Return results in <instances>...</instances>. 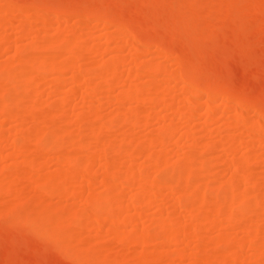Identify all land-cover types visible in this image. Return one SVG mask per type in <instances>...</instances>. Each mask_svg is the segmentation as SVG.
I'll use <instances>...</instances> for the list:
<instances>
[{
	"label": "rangeland",
	"instance_id": "374dc122",
	"mask_svg": "<svg viewBox=\"0 0 264 264\" xmlns=\"http://www.w3.org/2000/svg\"><path fill=\"white\" fill-rule=\"evenodd\" d=\"M29 1L0 0V132L4 134L0 141V264H137L140 257L146 258L147 264H208L198 258L203 250L198 251L201 245L191 236L196 222L187 220L191 214L179 202L178 191L171 193L167 185L162 189L150 186L154 191L151 204L130 206L136 186H126L116 176L113 177L116 185L107 184L110 179L109 176L106 180L107 173L104 175L106 166L110 171L105 166L107 160H113L122 171L139 172L147 165L145 157L139 154L141 149L159 153L158 170L150 168L143 179L175 181L180 176L181 187L189 184L199 189L189 206L200 205L203 199L218 201L236 214V222L228 223L206 204L201 205L203 209L198 215L206 216L208 222L214 220L212 226L204 225L208 242L203 249L212 258L227 255L231 247L241 244L247 230L264 231V216L257 214L264 213V135L256 139L240 128L242 121L254 118L253 107H248L246 114L237 119L232 106L235 102L223 110L220 100L214 99L212 103L218 109L209 117L204 96L198 95L192 101L179 88L180 82L168 88L172 83L165 80L166 73L175 77L185 64L200 80L263 104L264 0H240L237 3H242L243 12L240 7L234 12L237 3L227 7L224 0L36 1L40 7L29 6ZM105 3L112 19L104 21L110 23L107 28L102 26L101 18H89L86 23L72 15L88 6L84 8L89 9L86 16H100L95 6L98 4L102 9L107 6H103ZM18 4H26L28 11H19ZM64 10L71 11L69 17L63 15ZM116 22L134 30L138 41L118 33ZM57 30L64 33L60 40L63 41L57 43L62 45L52 50L56 60L70 57L65 44L83 36L78 41L89 51L88 56L74 59L82 83L99 85L94 72L115 59L120 61L121 78L117 84L99 88L90 95L84 85L75 87L71 72L47 69L25 72L26 63L16 61L14 51L32 53V61L37 62L46 51L41 44L52 39ZM135 42L146 43L149 48L141 51ZM147 63L160 65L165 71L155 72L154 80L152 75H144L141 64ZM18 78L22 80L14 84ZM153 82L157 95L164 92L172 100L171 110L159 103L149 104L147 91L140 101L123 99L133 89ZM63 101L67 103L60 112ZM9 105L12 112L23 108L27 114L18 119L11 116L14 113L1 111ZM131 114L137 115V121L127 124L123 118ZM24 133L32 136L29 157L23 150L10 147V142L19 140ZM158 134L165 135L164 145L152 143L150 137ZM55 135L62 147L44 146L42 141L52 142L49 140ZM94 135L100 138L97 146L104 145L106 152L94 153L93 169L84 170L81 162L90 151L85 144ZM39 138L43 145L37 143ZM63 155L79 165L61 164ZM247 155V164L258 175L256 184L242 180L243 172L233 164ZM188 156L194 157L185 159ZM32 158L40 168L33 165ZM184 166L186 170L180 169ZM162 167L166 170L165 177L160 171ZM14 169L24 172L16 173ZM65 178H71L70 182ZM44 179L53 188L63 184L80 195H45L38 187ZM247 190L252 193L236 209L235 192ZM102 196L114 201L121 216L136 215L135 221L120 223L103 211L99 219L93 218L90 214L94 209L88 198ZM45 212L50 219L44 218ZM178 221H182L177 228L183 238L181 243L164 242L152 231L156 223ZM146 229L149 230L145 232ZM121 232L137 233L143 241L138 244L117 241L115 234ZM220 237L224 242L215 245L213 241ZM256 244L262 251L260 258L252 242L245 241L240 246L239 258L218 264H256L257 260L258 264H264V233L258 234Z\"/></svg>",
	"mask_w": 264,
	"mask_h": 264
},
{
	"label": "bare ground",
	"instance_id": "6f19581e",
	"mask_svg": "<svg viewBox=\"0 0 264 264\" xmlns=\"http://www.w3.org/2000/svg\"><path fill=\"white\" fill-rule=\"evenodd\" d=\"M36 1H40V0H32V1L30 0L27 4H29V6L34 5V6L40 7L39 5H37V4H39V2H36ZM239 1L240 0H224L227 7H230L232 4H235ZM238 4L239 3H237L236 8H234V12H236L237 9L241 8L242 3H240L239 5ZM18 5H20V4H18ZM105 5H107V6H105ZM103 6H105V7H102V9H101V7H99L98 4L95 6V8L98 11V13L100 14V16H98V15L86 16L88 14L89 9H84V8L85 7L87 8L88 6L81 7L80 10L82 12L79 11L76 13H72V15L82 18L83 19L82 21L84 22V20H85L86 23L88 22L89 18H94V19L101 18L102 22H104V21L108 22V20L112 21V19L109 17L110 16L109 13H111L110 10H108V9H110L108 7L109 5L107 3H105ZM243 8H244V6H243ZM243 8H241V10ZM17 9L21 12L28 11L26 4H25V6L20 5L19 7H17ZM235 9H236V11H235ZM227 10H228V8H227ZM241 10H239L240 14H241ZM243 10H242V12H243ZM70 13H71V11L64 10L63 15L69 17ZM99 20L100 19H98V22H99ZM107 22L102 23V26H104V28H107L109 26L110 23H107ZM116 23L118 24L117 25L118 28L116 29L118 31V33L119 32L122 33L123 36L124 35L129 36L131 38L130 40H137L136 36H138V35L134 30H130L129 27L123 25L120 22H116ZM63 33L64 32H59V30H57L55 36L52 39L43 41V43L41 44L42 47L44 49H46V51H49V52L45 51L41 56L38 57L37 62L32 61V59H31L32 53H29V54L25 53V50H22V49L21 50L17 49L14 51L15 52L14 56L16 58L15 60L18 62L26 63L25 66L27 69L25 70V72L29 71L31 74L34 73L33 71H36V70L45 71L46 69H47V71H52V72H57V73L71 72L73 75L71 80L75 84V87H78L79 85H84V87L86 89L85 92L87 94H90V95L94 94L97 91V89H99V88H100V90H101V88L106 89L105 87L108 88V87L113 86V84H117V81L121 78L119 73H118V64L120 61L115 60V59L105 62L103 64L102 68H100L97 73L96 72H94L95 74L93 73L94 75H96L99 78V81H98L99 85L95 84L94 86H92V85H86L85 86V83H82V79L79 76L80 75L79 74V72H80L79 68H78L79 72H77L79 75L76 73L77 68L75 67V60L74 59L78 58V57L83 58L85 55H87L89 53V51L85 47H82L81 41H78V40H81L83 38V36H81V38L78 40H74L73 42L67 41V46L65 44L64 48L66 47L65 50H68V52L70 51V53H71L70 57L63 59V60H56L55 56H54L55 51H52V50L59 48L62 45V44L57 45V43L63 41V40L60 41L63 37ZM107 35L108 34H106L104 37L106 38ZM64 37H65V34H64ZM138 43L139 42H137L135 45L141 51H146V48H149V45L146 43H143V44L139 43L141 45H139ZM151 43H153V42H151ZM43 48H41V49H43ZM0 49H1V46H0ZM55 55H56V53H55ZM85 64L87 65V62ZM141 66H142V70L144 71V75H147V76L152 75L154 80L157 79L155 77V75H153V74H156L155 72H164L165 71L160 65L154 66V64L147 63L144 65L141 64ZM184 66L185 67H184V69L182 68L183 69L182 72H179V74L175 77L171 76L172 73H166L165 74L166 82L172 83V84H170V86L168 88L175 87V85L173 83L178 81V82H180L179 88H181L183 90V92L186 93L187 98L191 99L192 101H195V99L198 95L204 96L205 97L204 103L206 104V109H207L206 113L208 114L209 117L212 116V113H214V111H216L218 109V107L214 106V103H212V101L214 99L220 100V105H222L221 108L223 110H226L227 105H231L232 102H235L232 106H233V111H234V115L236 116V118L241 117L242 114L245 113L246 110L248 111V109H249L248 107L252 106L253 110L252 109H250V110L253 111L252 116L254 118L252 117L253 119L249 120V121L248 120L242 121L241 127L240 126L239 127L241 128L242 132H244V133H250L251 132L256 139H260L263 137V135H264V105L263 104L264 103L263 104L262 103H259V104L254 103V102L250 101L249 99H247L245 96H243L241 94L237 95L236 93L234 94L233 91L225 89L222 86L213 85L209 81L204 82V81L200 80V78L196 74L189 72L188 69L186 68L187 66L185 64H184ZM85 67L86 66L84 65V68ZM87 67L89 68V66H87ZM95 70H97V68ZM90 71H88V72L90 73ZM21 80L22 79L18 78L13 83L18 84V81H21ZM23 80L25 83H29L28 79L24 78ZM103 84H104V86H103ZM155 84H156V82H153L150 85H143V86L141 85L137 89H133V91L126 93L123 99L140 101L142 99L141 97H142L143 93L147 91L150 93V96L148 97V103L149 104L159 103L160 105L163 106V108H165L167 110H171L172 105H173L172 100L167 99V93L162 92L161 95H157L155 93V91H156ZM66 103L67 102L63 101L60 108L58 109L60 112H62L63 108H65ZM1 111L4 113L6 112L9 115L14 113L11 116L15 115V117L17 116L18 119H20L19 117H24V115L27 114L26 109H23V108H19L16 112H12V106L11 105H9V107L4 106ZM59 111H57V112L60 113ZM187 117H190V116L187 115ZM123 121L127 122V124L129 121L136 122L137 121V115L131 114L129 116H125V118H123ZM234 126H235V124H234ZM22 135L23 136H21L19 140H14V141L10 142V147L16 151L23 150L25 153L28 154V157H29V156H31L30 155L31 152H28V149L30 148L29 143L32 140V136H28L29 135L28 133H24ZM3 136H4V134H2L0 132V141H1ZM94 136H96V137L95 138L93 137L92 139L90 138V140H88L87 143L85 144V146L90 151L88 154L83 156V160L81 162V167H83L84 170H92L93 169V165H94L95 157H96L94 153L104 154L106 152L104 145L97 146L98 142L100 140L99 136L98 135H94ZM150 138H153V140L151 139L152 143L154 142V144H156L158 146L164 145L167 142L165 135H163V134H158L157 136L155 135L154 137L152 136ZM57 139H58V135H55L54 139L49 140L52 142H47L48 140L42 141V139H40V138L36 141H37V143L40 142V145H43V144H41L43 142L45 144L44 146H46V147L58 149V148L62 147V143L59 139L58 140ZM54 140H55V142H53ZM52 144H54L55 147ZM73 144L74 143H69V145H73ZM226 148H228V147H226ZM139 154H141L147 160V162H146L147 165L143 166V170H140L139 172H134V171L129 170V169L122 171V170H120L119 167H117L116 163L113 160H107V162L105 163V166L108 165V167L110 168V171L114 172V173H112V175H110L111 172L109 171L107 166H106V169H104L105 170L104 175L106 173L108 174L110 172L108 175L107 174L105 175L106 180L109 179L107 177L110 176V179L108 180V183H107L108 185L115 184L113 177L116 176V177L120 178L121 180L125 181L126 186H136L137 187V192H135L133 194V196L130 200V203H129L130 206H136L138 203H142L144 206L150 205L152 198H153L154 191H151L149 187L154 186L157 189H162V188H164V186L166 187V185H167V188H169V189L171 188L170 189L171 193H173L174 191L180 192V193L177 192L179 202L182 203L184 205V209H187V211L189 210V213L191 214V216L189 218H187V220L188 221L195 220V222H196V223H194L195 227H194L193 231L191 232V236L198 239L199 244L201 245L198 248V251L200 252V250H203L198 255L199 256L198 258L200 260H203L204 262H208V264H218L221 261L226 262L229 260H234V258L237 259V258H239L238 254H239L240 246L242 245V243H245V241H247V243L252 242V247L257 251V258H260L262 256L261 248H260L259 244H256V243H257L258 234L263 235L264 231L261 230V231H258V233H257V232H254L252 230H247L244 239L240 242L241 244H237L236 246L231 247L229 249L227 255L221 254V255L216 256L215 258H212L210 256V254L206 250L204 251V249H203L208 242L206 240L205 234H204V225L207 224L208 226H212V224H214V220H211L210 222H208L207 217L203 216V215H198V212L200 213V210L203 209L202 206H205V204H206V206H208L211 210H213L214 213L216 212V214L221 215L223 217V219L225 221H227L228 223L236 222L235 221L236 220V216H235L236 214H234L233 211L228 210L224 203L218 202V201H212V200L208 201V200L203 199L201 201V203L203 205L198 204L197 206H194V207L189 206L192 199L198 195L199 189L197 187H189V184L183 185L181 187L180 182H179L180 176H178V179H176L175 181L166 180L168 178L164 179L163 177H165L164 174L166 173V172H164V171H166L165 169H163L164 167H162L160 170V171H163L162 172L163 177H160L162 174L159 175V178L160 179L163 178L164 180L160 181L157 179L156 180L153 179V180L149 181L147 179H143L142 176L144 173H147V171H150V168H151V170H153L152 167H154V168L156 167L157 159L159 157V153L151 154L149 151H145L144 149H141ZM189 157L193 158L194 156H188L185 159H190ZM30 160L32 161L34 166L38 165L36 163V161L33 160V158ZM248 160H249V156L248 155L244 156V159L242 161H240L238 163H233L236 166V167L235 166H233V167H235V168H237V170L239 169L243 172V177H242L243 179L242 180L251 182L252 184H256V180L258 182V179H257L258 175H257L254 167L249 166V164H247ZM60 162H61V164L62 163L63 164H71L74 166L79 165L78 161L72 159L68 155L61 156ZM185 166L181 167L180 169L183 170L185 168ZM37 167L40 168L39 166H37ZM15 168H17V167H15ZM158 168L159 167H156L155 169L158 170ZM200 169H202V168H200ZM107 170L109 172H107ZM184 170H186V168ZM14 171L16 173H17V171H20V173L24 172V171H21L20 169H14ZM69 172H72V171L69 170ZM158 174H159V171H158ZM234 175H236V174L234 173L233 176ZM65 179L68 182H70L71 178H65ZM162 181H165V183ZM166 181H167V183H166ZM168 182H170V183H168ZM38 187L44 192L45 195L50 194V193H55V194L61 195V196H66L69 194L80 195L79 192L76 191L75 189L63 187V184L56 185V187L53 188L54 185L50 184L48 182V179H46V180L44 179L43 181L39 182ZM251 193H252L251 190L242 191V192H235V197L237 199V204H236L237 206L235 208L238 209V207L240 206L239 202H242L244 200V198ZM88 202L92 205V207L94 209V211L91 212L90 215L95 219H99L98 215L100 214L101 211H103V212H106V214H109L110 216H112L115 221L120 222V223H129V222L133 223L135 221L136 215H134V214L127 215V216L126 215L121 216L120 209L116 206L114 201L109 200L108 197H105V196L96 197V198L90 197V198H88ZM263 203H264V200H263ZM241 207H242V205L239 208H241ZM257 214L259 217L264 216V213L259 212ZM49 217H50V215L48 214V212H45L44 218L48 220V219H50ZM86 220H85V222H86ZM114 223H116V222H114ZM181 223H182V221H178V222L173 223V224H171L169 222L156 223L155 225H153V227L156 230H153L154 229L153 228L152 231L155 232L157 237L163 238L164 242L181 243L183 241V238L177 231V228H179L181 226ZM117 230L118 229H116V231ZM148 230L149 229H146L145 232H147ZM121 233L122 234H115V236L117 237L116 239H118L117 241L120 240L121 242H131V243H135V244H138V243L143 241V237L137 233H124V232H121ZM223 242H224V239H222V237L217 238L213 241V243L215 245H218V244L223 243ZM145 259L143 257L138 258L137 264H147ZM258 263H259V260L256 261V264H258Z\"/></svg>",
	"mask_w": 264,
	"mask_h": 264
}]
</instances>
